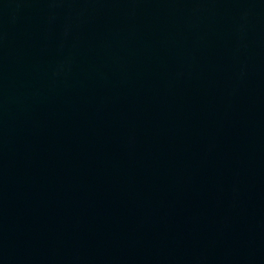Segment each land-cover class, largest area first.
<instances>
[{"label": "water", "instance_id": "1", "mask_svg": "<svg viewBox=\"0 0 264 264\" xmlns=\"http://www.w3.org/2000/svg\"><path fill=\"white\" fill-rule=\"evenodd\" d=\"M0 264H264V0H0Z\"/></svg>", "mask_w": 264, "mask_h": 264}]
</instances>
